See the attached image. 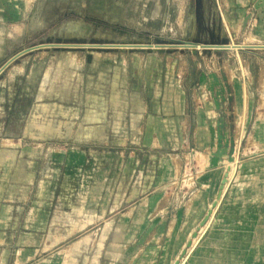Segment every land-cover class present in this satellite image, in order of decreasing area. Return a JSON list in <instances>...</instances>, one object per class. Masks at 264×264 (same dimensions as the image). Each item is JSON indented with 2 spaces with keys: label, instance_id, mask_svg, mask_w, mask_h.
I'll return each mask as SVG.
<instances>
[{
  "label": "rangeland",
  "instance_id": "obj_1",
  "mask_svg": "<svg viewBox=\"0 0 264 264\" xmlns=\"http://www.w3.org/2000/svg\"><path fill=\"white\" fill-rule=\"evenodd\" d=\"M263 99L264 0H0V264H185Z\"/></svg>",
  "mask_w": 264,
  "mask_h": 264
},
{
  "label": "crops",
  "instance_id": "obj_2",
  "mask_svg": "<svg viewBox=\"0 0 264 264\" xmlns=\"http://www.w3.org/2000/svg\"><path fill=\"white\" fill-rule=\"evenodd\" d=\"M260 109L261 123L253 125V144L248 147L252 156L228 173L219 199L226 173L219 170L202 178L205 194L209 199L215 198L219 205L185 264H264V101ZM246 111L247 115L252 114V106ZM12 158L15 159L0 158L2 175L13 170L16 160ZM219 163L216 157L210 160L211 167Z\"/></svg>",
  "mask_w": 264,
  "mask_h": 264
},
{
  "label": "water",
  "instance_id": "obj_3",
  "mask_svg": "<svg viewBox=\"0 0 264 264\" xmlns=\"http://www.w3.org/2000/svg\"><path fill=\"white\" fill-rule=\"evenodd\" d=\"M229 162H231V157H230V159H229ZM226 181H227V174H225V176H224V178H223V180H222V182H221V186H220V189H219V192H218V195H217L218 198H219V196L221 195V190L223 189V186L225 185ZM214 206H215V203L212 205V208H213ZM205 221H206V218L204 219V221L202 222V224H203Z\"/></svg>",
  "mask_w": 264,
  "mask_h": 264
},
{
  "label": "bare ground",
  "instance_id": "obj_4",
  "mask_svg": "<svg viewBox=\"0 0 264 264\" xmlns=\"http://www.w3.org/2000/svg\"><path fill=\"white\" fill-rule=\"evenodd\" d=\"M227 176H228V175H227ZM226 182H227V181H226ZM217 198H218V197H217ZM218 199H219V198H218ZM215 206H216V203H215ZM215 206H214V207H215ZM214 207H213V208H214ZM213 208H212V209H213ZM181 264H182V263H181Z\"/></svg>",
  "mask_w": 264,
  "mask_h": 264
}]
</instances>
